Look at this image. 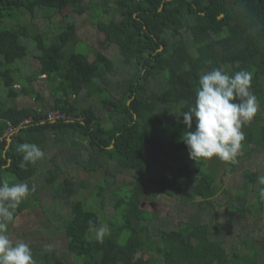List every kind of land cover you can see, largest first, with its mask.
I'll list each match as a JSON object with an SVG mask.
<instances>
[{
  "label": "trees",
  "instance_id": "16d2710c",
  "mask_svg": "<svg viewBox=\"0 0 264 264\" xmlns=\"http://www.w3.org/2000/svg\"><path fill=\"white\" fill-rule=\"evenodd\" d=\"M26 15L46 26L31 29L22 21ZM72 40L89 41L101 52L90 61L89 53L66 55ZM28 57L37 62L35 71L24 64ZM213 68L252 72L251 91L260 104L242 129L235 163L192 160L182 141L188 129L181 115L194 103L199 76ZM118 75L123 78L108 80ZM40 79L51 101H45L47 90L25 86ZM56 111L66 118L51 124L47 115ZM9 126L14 134L3 137ZM26 142L45 157L21 167L16 149ZM259 149L264 159V0H0V181L35 187L14 221L29 210L42 213L72 264H264L257 179L264 174L242 170L225 210L215 200L221 193L216 165L228 164L235 173L233 164ZM79 167L88 178L71 187L67 177ZM99 170L104 177L95 179ZM160 191L162 204L175 199L177 211L157 218L142 205H160ZM241 216L251 227L233 235ZM13 222L8 231L28 244L24 237L32 239V229L27 223L14 229ZM100 224L110 234L102 242L89 239ZM29 246L38 264H61Z\"/></svg>",
  "mask_w": 264,
  "mask_h": 264
},
{
  "label": "clouds",
  "instance_id": "9594fccd",
  "mask_svg": "<svg viewBox=\"0 0 264 264\" xmlns=\"http://www.w3.org/2000/svg\"><path fill=\"white\" fill-rule=\"evenodd\" d=\"M252 78L250 71L240 70L229 75L222 68H213L199 76L194 103L181 115L188 129L182 141L190 159L217 157L236 162L245 140L242 129L260 111L259 101L251 91ZM16 150L22 153L21 167L45 157V152L35 143L20 144ZM257 179L262 186L258 196L264 202V176ZM34 191L35 187L30 188L27 182L0 181V264H35L31 247L13 241L8 231L17 208ZM92 230L99 242L110 234L107 224L93 225Z\"/></svg>",
  "mask_w": 264,
  "mask_h": 264
},
{
  "label": "rangeland",
  "instance_id": "374dc122",
  "mask_svg": "<svg viewBox=\"0 0 264 264\" xmlns=\"http://www.w3.org/2000/svg\"><path fill=\"white\" fill-rule=\"evenodd\" d=\"M22 21L24 22V24L29 25L31 27V29H33V30H36V29L40 28L41 25L43 27L46 26L45 23H42V22L38 21L37 18H35L33 20V23H30V20H29L27 15L22 18ZM92 39L98 45L100 44V42H98L101 39L100 36H95ZM48 43H50V42H48ZM98 48L100 49V45L98 46ZM29 52L31 54V51H29ZM64 52H65L66 55H69L71 53H82V54L89 53V55H87V56L90 57L89 58V61H90L91 59L94 60V57L91 58V56H94L96 52H101V51L100 50H95L94 51L93 45L90 44L89 41L73 42V40H72V41H70V43L68 44V46L66 47ZM107 52H109L108 55L110 56V58L113 59L117 63L116 59H114V57L115 58L117 57L115 55V51L114 50H109ZM118 57H119V55H118ZM17 64L18 63H16V65ZM24 64L27 66L28 70L32 69V70L35 71L36 68H37V62L35 60L31 59V57H28L24 61ZM128 69L129 68H127V67L122 69L123 70L122 76H124V74L125 75L127 74ZM122 76L118 75L117 77L108 78V80L114 82V81H116L115 79H117V80L118 79H122L123 78ZM49 85H54V82L50 81ZM25 86L28 87V88L39 89V91L41 89L42 90H47V87L45 86V83L43 82L42 79H40L37 83L31 84V85L30 84H25ZM154 86H155V84L153 82H151L148 85V88H153ZM50 87H52V86H49V88ZM44 92L46 93V96H45L46 100L45 101L46 102L47 101H51L52 97L49 95V91L47 90V91H44ZM96 101H97V99L93 98L90 102L92 104H96L95 103ZM260 153L261 152H260V149H259L258 152L252 153V155L250 157H247L246 155L243 156L244 159L241 162H238L236 165L233 164V166H235L237 168V171H235V173H230L229 172V170L232 168V166H230L228 164L216 165L217 169H219V171L216 172V179H217L218 185L220 186L221 193H219V195L216 197L215 200H216L217 204H220L223 207V210H225V207H224L225 202H227V201L229 202L231 200L232 195H234L235 192L237 191L235 189V187H234V184H235L236 181L239 182V180L241 179L242 170L250 169L251 171H254V172L255 171H259V173L262 174V175L264 174V159L261 158ZM67 163H68V161H64L61 164L64 166ZM63 166H61V168H63ZM104 167L110 168L112 166H106L105 165ZM64 177L65 176H61L60 179H63ZM93 177L95 179H102L104 177L103 171L99 170L98 172H94L93 173ZM72 178H73V180H71ZM74 178H76L77 180H75ZM87 178L88 177L85 175L84 170L79 167V168H77L75 170H71L70 171L69 177H67V180L70 182V183H68L69 186H71V187L75 186L76 187L78 180H79L78 184L80 185L82 180L83 179L87 180ZM98 181L99 180H94L93 179L92 182L95 184V182L97 183ZM93 189H94V187H92L91 189H89L87 191L89 192V191H92ZM230 189H235L233 191L234 193L233 192H231V193H229V192L225 193L224 192L225 190L228 191ZM86 193H87L86 191L78 190L77 197L85 198ZM160 194H161V196L159 197L160 202L159 203L157 202V204H160V205H154L150 201L144 202V204L142 205V207H145V209H147L149 211L152 210L153 213L155 215H157V218L164 217L165 215H168L169 212L171 213V212L177 211L176 200L170 198L167 202L162 204L163 200L166 197H165V193L163 191H160ZM48 197H49V195L45 196V198H47V199H48ZM249 199H250L249 200L250 204H252L254 202L253 198L250 196ZM86 201H87V204H86L87 207H90V208H91L92 204L96 202V200L94 202V198L92 197V195L90 196V199L86 200ZM177 204H179V203H177ZM87 207H86V209H88ZM107 209H109V208H107ZM89 210H91V209H89ZM167 210H168V213H167ZM109 211L110 210H108L107 212H109ZM179 212L181 213V210H179ZM254 213H256L257 217L258 216L259 217L263 216L262 212L254 211ZM182 216L183 215L181 213L179 215L180 219L182 218ZM173 217H176V215H173ZM247 217H249V215ZM241 219H242V223L240 224L241 228L240 227H238V228L236 227L238 230L236 229L235 231H233V235H236L237 233L242 232V228L246 229V228L251 227V225L248 223L249 221H247L245 218H242V216H241ZM252 219L253 218H251V220ZM26 223L28 224L27 227L32 229V234L30 233V236H32V239L30 237H28V236L24 237V241L27 240L28 245L38 246L39 248L52 253L56 257V259L59 260V262L61 264H72L73 263V258L71 256H66L65 257L62 254L63 251L61 249L62 244H61V239H60L61 235L58 234L56 230H54L52 227H50L47 224L46 220L42 216V213H38V211H35V210L34 211H30L29 210V211H27L24 214L23 218H21V219L17 218L13 222V225H11V227L14 228V229L15 228L20 229L21 226L25 227L24 224H26ZM154 224H155V222L152 223V227H153ZM9 234H10L11 237L14 238L13 241L18 242V240H20V238H18L17 236L12 235L10 231H9ZM33 238H36V239L33 240ZM88 238L89 239H94L95 238L93 230H91L89 232ZM235 240L236 239L232 238V237L230 239L231 243H233V244L236 242ZM22 242H23V240H22ZM49 246H51L50 250H49ZM236 248L239 249V247H236ZM34 260H35V264H38L37 260L36 259H34Z\"/></svg>",
  "mask_w": 264,
  "mask_h": 264
},
{
  "label": "built area",
  "instance_id": "2783aa9c",
  "mask_svg": "<svg viewBox=\"0 0 264 264\" xmlns=\"http://www.w3.org/2000/svg\"><path fill=\"white\" fill-rule=\"evenodd\" d=\"M66 118V115L59 112V111H56V112H50L48 115H47V121L49 123H55L59 120H64ZM15 132V129L11 126H9V128L4 132V135L3 137H10L12 134H14Z\"/></svg>",
  "mask_w": 264,
  "mask_h": 264
},
{
  "label": "crops",
  "instance_id": "0c3cea01",
  "mask_svg": "<svg viewBox=\"0 0 264 264\" xmlns=\"http://www.w3.org/2000/svg\"><path fill=\"white\" fill-rule=\"evenodd\" d=\"M9 141V140H8ZM10 142V141H9Z\"/></svg>",
  "mask_w": 264,
  "mask_h": 264
}]
</instances>
